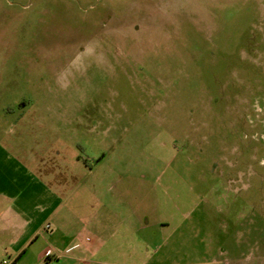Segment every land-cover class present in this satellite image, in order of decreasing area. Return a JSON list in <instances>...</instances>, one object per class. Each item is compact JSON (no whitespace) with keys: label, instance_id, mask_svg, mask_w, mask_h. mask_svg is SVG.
<instances>
[{"label":"rangeland","instance_id":"374dc122","mask_svg":"<svg viewBox=\"0 0 264 264\" xmlns=\"http://www.w3.org/2000/svg\"><path fill=\"white\" fill-rule=\"evenodd\" d=\"M257 97L264 0H0V142L69 200L0 264H264Z\"/></svg>","mask_w":264,"mask_h":264},{"label":"crops","instance_id":"0c3cea01","mask_svg":"<svg viewBox=\"0 0 264 264\" xmlns=\"http://www.w3.org/2000/svg\"><path fill=\"white\" fill-rule=\"evenodd\" d=\"M38 165L36 158L21 157L0 142V235L13 236L11 250L17 257L39 237L59 231L69 203L68 194L40 173ZM86 240L77 241L76 237L65 244L64 251L56 246L42 249L38 257L45 262L51 250L52 263L59 264L64 258L85 261L87 254H100L108 243L106 239ZM74 250L77 252L72 255Z\"/></svg>","mask_w":264,"mask_h":264},{"label":"flooded vegetation","instance_id":"af4514ba","mask_svg":"<svg viewBox=\"0 0 264 264\" xmlns=\"http://www.w3.org/2000/svg\"><path fill=\"white\" fill-rule=\"evenodd\" d=\"M260 105L262 107L261 112L257 110V106ZM251 107L252 108V113L250 114V120H252L253 127H254V133L252 136L254 137H260L261 139L264 138V97H257L253 98L251 100ZM264 157L259 161V164H262V160ZM264 165V164H263Z\"/></svg>","mask_w":264,"mask_h":264},{"label":"built area","instance_id":"2783aa9c","mask_svg":"<svg viewBox=\"0 0 264 264\" xmlns=\"http://www.w3.org/2000/svg\"><path fill=\"white\" fill-rule=\"evenodd\" d=\"M257 110L259 111V113L261 112V109H262V107H260V105H258L257 106ZM250 122H252V120H250ZM255 137V136H254ZM263 140H264V138H263ZM262 164H264V159L262 160ZM51 254V250H48V252H47V255L49 256Z\"/></svg>","mask_w":264,"mask_h":264},{"label":"trees","instance_id":"16d2710c","mask_svg":"<svg viewBox=\"0 0 264 264\" xmlns=\"http://www.w3.org/2000/svg\"><path fill=\"white\" fill-rule=\"evenodd\" d=\"M51 261H52L51 257L48 256V257L45 259V264H55V263H52Z\"/></svg>","mask_w":264,"mask_h":264}]
</instances>
